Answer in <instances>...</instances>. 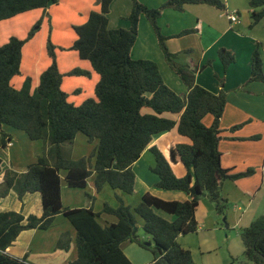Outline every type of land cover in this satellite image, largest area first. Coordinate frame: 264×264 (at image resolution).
<instances>
[{
    "label": "trees",
    "instance_id": "16d2710c",
    "mask_svg": "<svg viewBox=\"0 0 264 264\" xmlns=\"http://www.w3.org/2000/svg\"><path fill=\"white\" fill-rule=\"evenodd\" d=\"M113 1L99 0L101 11L91 12L85 24L74 26L77 40L70 49L82 60L89 61L93 71L100 76L95 97L80 106L69 102L68 94L62 89L63 79L65 76L89 78L91 73L76 68L62 74L57 47L51 37L47 41L51 65L42 73L36 90L32 92L30 77L21 89L11 83L13 78L21 75L23 48L40 31L43 18L25 39L13 36L0 47V127L8 125L22 130L33 142L44 143V155L31 164L26 173L9 170L0 185V199L14 190L21 202L27 194L39 193L42 203L40 216L32 214L26 218L22 212H0V264H28L26 258L9 255L8 248L24 231L50 229L57 215H63L76 230L78 257L68 264H133L121 248L125 242L150 250L154 256L153 264H195L191 251L182 248L178 238L198 231L196 212L200 201L207 196L217 214L225 216L228 200L222 193L223 183L256 172L250 168L244 173L233 174L222 167L220 125L227 94L223 89L214 94L197 84L198 68L176 61L177 55L170 53L167 47L169 38L163 35L159 25L166 9L183 11L187 5L203 4L226 11L225 4L221 0H166L159 8H150L139 0H131L132 11L127 17L130 28L111 29L109 14ZM248 2L250 28H253L264 20V0ZM58 3L59 0H0V22L37 9L43 10L45 17L51 5ZM142 16L153 27L167 63L187 86V94H177L165 83L156 62L133 59L132 50L139 36ZM194 32L196 30H185L175 37ZM218 55L225 71L235 62V54L230 50L222 48ZM250 80L264 82L259 44L252 55ZM145 109L151 113H146ZM208 115L213 117L210 127L203 122ZM241 127L235 126L231 130ZM175 129L188 141H169L167 155L156 146L151 147L157 136ZM0 133L5 148L9 138L2 130ZM79 133L91 143L97 141L98 147L90 156L74 160L71 150ZM259 139V135L250 138ZM148 148L155 158L151 171L158 177L156 188L184 192L189 196L188 200L167 201L147 192L134 209L121 199L118 207L105 204L100 213L93 208L64 207L61 171L66 172L65 181L70 189H85L88 179L95 174L97 192L109 186L134 195L137 176L133 165ZM2 163L0 157V171ZM175 164L185 166L186 176L175 175L172 168ZM103 214L114 216L118 221L103 226L99 223ZM138 217L143 220V229L152 238L154 247L146 246L138 237V229H134L138 226ZM241 237L246 259L253 264H264V216L257 217L243 229ZM68 242L69 238L64 234L57 247L68 249Z\"/></svg>",
    "mask_w": 264,
    "mask_h": 264
},
{
    "label": "crops",
    "instance_id": "0c3cea01",
    "mask_svg": "<svg viewBox=\"0 0 264 264\" xmlns=\"http://www.w3.org/2000/svg\"><path fill=\"white\" fill-rule=\"evenodd\" d=\"M95 1L85 0L82 7H77L72 0L70 8H67L65 1L61 0L57 8L51 6L48 9V12L53 14L52 23L55 25L54 30L56 29L53 31L52 41H54L55 46L60 48L58 50L61 54L63 53L62 50L70 49V46L77 40V34L75 35L69 30L68 33H70L71 39L62 42V32L57 30L62 25L64 26L65 22L72 26L85 24L92 10L98 9L95 6ZM139 1L150 8H159L166 0ZM221 1L225 4L226 11H220L203 4L187 5L183 11L166 9L159 20V25L163 35L169 38L167 47L170 53L177 55L176 61L181 65L198 68L197 84L214 94H219L222 89L227 94V105L220 125L222 133L219 149L222 153V167L231 170L233 174L244 173L250 168L256 170V173L251 177L236 181L226 180L222 186L223 196L227 200L236 203L235 209L231 210V213L227 211L224 220L228 222L226 225L228 232L225 231V237L228 241L233 240L232 244L229 245L230 252H236L235 254H237L239 249L242 250V247L245 251L241 232L257 218L260 207L255 211H253V207L256 199L264 189V142L263 139L259 141L250 140L253 136L264 135V124L259 125L264 120V82L250 80L252 55L258 44L260 45L264 72V20L250 28L251 8L248 0ZM131 11V0H114L109 14V27L111 29H129L130 23L126 19ZM230 11L239 12L238 22L232 23L228 19L226 12ZM33 13L35 14L31 15L30 11L0 22V47L8 43L13 36L24 39L28 35L33 22L37 21L39 17L41 18L44 11L37 9ZM237 27H240L241 30ZM245 27L251 31L248 35L242 29ZM190 29L196 30V32L179 38L175 37ZM43 30L44 26L23 48L21 75L13 78L11 82L16 89H21L26 78L30 77L32 78V92H34L40 84L42 73L51 65V59L48 55L41 56L42 48L47 53V36L44 35L41 45L40 38L38 40V37H42ZM36 41H38L36 46L39 45V49H41L39 55L35 53L37 49L34 48V43ZM222 48L235 54V62L227 71H225L218 55L219 50ZM68 55L71 62L64 61V57L57 59L62 74L66 75L76 68L91 73L89 78L65 76L63 79L62 89L68 94L69 102L75 106H80L86 100L95 97V88L100 76L93 71L89 61L78 58L76 54L71 53ZM132 57L133 59H148L156 62L165 83L173 91L180 95L188 93L187 86L167 63L154 29L144 16L140 19L139 36L132 50ZM205 65L207 67L202 70L201 68ZM222 81L223 84H221ZM144 111L151 113L149 109ZM203 122L207 127H210L213 124V117L208 115ZM239 125H242L240 129L230 130L231 127ZM1 130L5 132L9 139L7 146L4 148L0 133V157L3 161L0 171V185L4 182L7 171L13 170L20 174L26 173L29 166L36 163L39 157L44 155L42 142H33L24 131L8 125H2ZM172 140L188 141L186 138L179 136L175 129L157 136L151 147L156 146L167 155L166 145ZM87 141V137L83 134L76 135L71 150L72 159L79 160L88 157L97 150V141L92 143ZM78 145L85 149L79 155L76 153ZM154 164L155 158L150 148H148L133 165V170L137 176L135 194L125 197H119L115 193L118 190H113L109 186H105L100 192H97L94 186L95 174L90 177L91 179H88L85 189H70L65 181L66 172L61 171L62 203L64 207L70 209L93 208L95 212L100 213L103 211L105 204L113 208L118 207L120 199L131 209H134L141 203L143 195L147 192H151L167 201L188 200L189 196L184 192H170L156 188L158 177L151 171ZM172 168L179 178L187 174V169L182 164L172 165ZM103 196H107L108 199L106 200ZM204 199H207V196ZM263 202L264 196L261 197L259 205ZM8 211L22 212L26 218L32 214L40 216L42 214L41 195L39 193L27 194L21 202L17 193L12 190L5 198L0 199V212ZM217 215L212 202L200 201L196 212V219L199 224L198 231L178 238L181 247L191 251L195 264H224L222 260L219 262L212 261V256L219 250L217 232L220 226ZM163 216L172 219L167 214ZM99 221L106 225L116 223L118 220L114 216L103 214ZM64 234L69 238L68 249L57 247L58 241ZM183 244L188 245L184 247ZM133 245L136 244L125 242L121 246L130 261L133 264L148 262L149 257L140 254V252H134L136 250ZM138 247L140 248V246ZM232 247L235 248L234 251ZM126 250L129 251L130 255ZM7 253L20 259L26 258L28 264H68L78 257L76 230L63 215H57L52 227L48 230L35 229L22 232L14 245L8 248ZM135 254L141 256V259L133 257Z\"/></svg>",
    "mask_w": 264,
    "mask_h": 264
},
{
    "label": "rangeland",
    "instance_id": "374dc122",
    "mask_svg": "<svg viewBox=\"0 0 264 264\" xmlns=\"http://www.w3.org/2000/svg\"><path fill=\"white\" fill-rule=\"evenodd\" d=\"M60 1L61 0H59V3H60ZM65 1V4H66V6H67V8H70V4H71V2H72V0H63V2ZM67 1V2H66ZM74 2H75V5L77 6V7H82V5H83V2L85 1V0H73ZM132 2V1H131ZM52 7H56L57 8V6H59L58 4H53V5H51ZM95 6L96 7H98V9L96 10V9H93L92 10V12H100L101 10H100V8H101V6H100V3H99V0H96L95 1ZM36 12V11H35ZM32 14H35V13H33V11H31V15ZM44 15V14H43ZM38 17H39V14H38ZM41 18H43L42 19V25H41V29L43 28V26H44V30H43V32H42V37H38V40H39V38H40V45H41V43H43V40H44V35H46L47 36V41H48V37H51V41H52V35H53V31H55L54 30V26L55 25H53V23H52V20H53V14H51V13H49L48 12V15L47 16H45V17H41ZM40 17L38 18V20L37 21H39L40 19H41ZM127 21H129L128 19H126ZM37 21H35V22H33V26H32V28L35 26V24L37 23ZM64 23V22H63ZM62 23V24H63ZM130 23V22H129ZM246 28V29H245ZM245 28H242L243 29V31H244V33L246 34V35H248L249 34V32L251 33V31H250V29H248L247 27H245ZM40 29V30H41ZM116 29H119V28H116ZM237 29H239V30H241L240 29V27H237ZM69 30L71 31V32H73V34H75L76 35V33H75V30H74V26H72V25H68L67 24V22H65V24H64V26L62 25L57 31L58 32H62L61 33V41L62 42H64V41H69V39H71V35H70V33H68L69 32ZM64 31V32H63ZM39 36H41V35H39ZM27 37V36H26ZM25 37V38H26ZM24 38V39H25ZM76 38H77V35H76ZM38 41H36L35 43H34V48L35 49H37L36 51H35V53L37 54V55H39L40 54V51H41V49H39V45H37L36 46V44H38L37 43ZM45 42H46V40H45ZM52 43L54 44V41H52ZM70 45H72V44H70ZM57 47V46H56ZM71 47V46H70ZM58 49H60V48H58L57 47V50H56V55H57V59L59 58V57H64L65 59H63L64 61H67V62H71V59H70V57H69V55L68 54H76V56L79 58V56H78V54L76 53V51H73V50H71V49H69V50H62V54L59 52V50ZM61 54V55H60ZM48 54L46 53V51H45V49H43L42 48V52H41V56H47ZM49 56V55H48ZM262 122V123H261ZM260 123H259V125H263L264 124V120L263 121H261ZM240 126H242V125H240ZM233 127H231L230 128V130L232 129ZM232 131V130H231ZM261 135V136H260ZM259 136H260V139L262 140L263 139V142H264V135L263 134H259ZM259 139V140H260ZM258 140V141H259ZM88 142V141H87ZM41 145H44V143L42 142L41 143ZM77 149H76V153H77V155H79L80 153H82V151H84L85 149H82V147L80 146V145H78L77 147H76ZM79 159V158H78ZM256 173V172H255ZM254 175V174H253ZM252 176V175H251ZM251 176H248V177H251ZM92 177V176H91ZM248 177H243V178H248ZM91 179V178H90ZM115 193L116 194H118V196L119 197H125V196H127V194H125V193H123V192H121V191H115ZM114 193V194H115ZM264 196V189H263V191H262V193L259 195V197L256 199V201H255V205H254V207H253V211H255V210H257V208H259L260 207V210H259V212H258V214H257V217H260V216H264V202L261 204V205H259V203H260V201H261V197H263ZM206 197V196H205ZM205 197H203L202 198V200H206V202H211L210 201V199L207 197V199H204ZM103 198H105L106 200L108 199V197L107 196H103ZM201 200V201H202ZM235 205H236V203H233V201H229L228 200V205H227V210H226V214H227V211H230V213H231V210H234L235 209ZM164 215L165 213H161V215ZM231 216H233V215H231ZM217 217H218V219H219V231L217 232V239H218V243H219V250L217 251V253L215 254V255H213L212 256V261L213 262H219L220 260H222L223 262L222 263H224V264H253L252 262H249L247 259H246V257H245V255H244V250H243V247H242V250L241 249H239V252L237 253V254H235L236 252H234V253H232V251L230 252V247H229V245H231L232 244V242H233V240L232 241H228L227 239H226V237H225V231L226 232H228V230H227V228H226V225L228 224V222H227V220H224L225 218H226V215L225 216H220V215H217ZM166 218V217H165ZM137 222H138V226H137V229H138V232H137V235H138V237L140 238V240L142 241V242H144V244L147 246V244L148 243H151L152 245H151V247L153 246L154 247V242H153V240H152V238L149 236V235H147L146 233H145V231H144V229H143V226H141V225H143V220L140 218V217H138L137 218ZM99 223L101 224V225H103L104 226V224H103V222L102 221H99ZM141 223V224H140ZM222 229V230H221ZM241 240V239H240ZM135 244V243H134ZM239 244V243H238ZM184 245V247H187L186 245H188V244H183ZM134 246V248H135V250L136 251H134V252H140V254H144V255H146V256H148L149 257V261L148 262H141L140 264H153V259H154V256H153V253L150 251V250H146V249H144V248H142V247H138L137 246V244L136 245H133ZM148 247H150V246H148ZM183 248V247H182ZM233 248V247H232ZM185 249V248H184ZM234 249L235 248H233V251H234ZM126 252L130 255V253H129V251L128 250H126ZM231 254V255H230ZM231 256H233V258H231ZM133 257H138V258H140L141 259V256H138L137 254H135ZM198 263V262H197Z\"/></svg>",
    "mask_w": 264,
    "mask_h": 264
},
{
    "label": "built area",
    "instance_id": "2783aa9c",
    "mask_svg": "<svg viewBox=\"0 0 264 264\" xmlns=\"http://www.w3.org/2000/svg\"><path fill=\"white\" fill-rule=\"evenodd\" d=\"M226 15L232 23H236L239 21V15L237 11L226 12Z\"/></svg>",
    "mask_w": 264,
    "mask_h": 264
},
{
    "label": "water",
    "instance_id": "95a60500",
    "mask_svg": "<svg viewBox=\"0 0 264 264\" xmlns=\"http://www.w3.org/2000/svg\"><path fill=\"white\" fill-rule=\"evenodd\" d=\"M134 229L137 230V227L135 226ZM151 245H152L151 243L147 244V246H151ZM160 253H161V251H160Z\"/></svg>",
    "mask_w": 264,
    "mask_h": 264
}]
</instances>
